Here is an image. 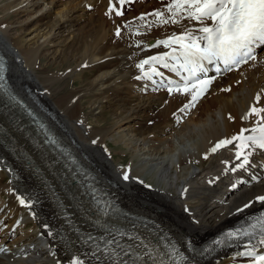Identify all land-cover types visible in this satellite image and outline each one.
Masks as SVG:
<instances>
[{"label": "bare ground", "instance_id": "bare-ground-1", "mask_svg": "<svg viewBox=\"0 0 264 264\" xmlns=\"http://www.w3.org/2000/svg\"><path fill=\"white\" fill-rule=\"evenodd\" d=\"M6 1L0 6V52L7 59L10 89L26 97L61 142L95 173L121 213L140 216L138 222H150V227L168 234L184 251L182 245L188 248V240L198 244L262 207L258 202L247 209L243 205L264 194V186L249 180L253 174L264 176V156L258 152L253 168L232 172L237 163L234 150L229 147L212 153L210 149L241 128L254 126V118L241 120V116L254 104L258 93L261 100L257 106L264 107V48L258 52L255 66L249 62L216 78L195 107L184 108L190 97L169 96L163 87L153 91L160 84L159 77L155 84L135 79L140 75L137 63L168 51L163 45L153 47L157 40L180 34L189 26L187 21L159 25L152 16L134 19L163 9L169 0H132L123 6L120 17L105 15L109 0H53L31 27H23L31 23H26L29 18L23 19L18 36L9 34L12 26L1 25L8 22L10 14L43 11L40 0L22 4L19 0ZM29 1L31 10L26 7ZM53 13V20H48ZM116 27H120L119 36ZM45 57L48 60L41 61ZM53 64L64 71L57 73ZM40 67L52 72L43 73L40 79L35 71ZM155 67L172 79L165 68ZM61 80L70 87L62 83L59 89L63 92L54 97L49 89ZM26 87H31L47 110L33 101ZM87 103L109 110L114 126L98 124L105 115L102 113L94 126L87 128L88 118L82 111ZM10 107L8 119L3 115L6 109L0 105V126L9 133L8 137L0 134V192L6 193L5 198L0 194V248L4 249L2 242L7 243L5 251H0V264H56L57 260L68 264L74 253L88 251L79 232H96L93 221L77 207L81 203L79 195L73 199L69 193L68 188L75 191L76 185H65L64 179H70V173L61 160L46 146L43 151L38 147L43 144L41 132L18 104L13 102ZM125 131L132 136L126 144L134 148L135 138L146 149L135 148L132 155L136 161L117 167L105 138L113 134L126 136ZM25 154L45 171L50 186L42 184ZM48 157L60 163L54 164ZM225 160L231 163H222ZM3 166L10 169L6 170L7 184L1 183ZM126 170L130 171L129 179L123 180ZM147 177L154 183L146 185ZM233 183L236 188H232ZM185 189L187 193L182 195ZM17 197L33 203L19 207ZM186 206L191 213L185 212ZM192 215L200 221L198 225L191 223ZM45 224L48 229L43 227ZM49 230L52 236L47 234ZM243 246L208 259L198 256L197 260L199 264H246L248 258L235 256ZM185 254L191 255L187 251Z\"/></svg>", "mask_w": 264, "mask_h": 264}, {"label": "snow or ice", "instance_id": "snow-or-ice-1", "mask_svg": "<svg viewBox=\"0 0 264 264\" xmlns=\"http://www.w3.org/2000/svg\"><path fill=\"white\" fill-rule=\"evenodd\" d=\"M129 2L130 0H109L105 15L122 16V8ZM145 16L154 17V22L159 25L188 22L189 26L180 34L173 33L152 45L153 47L163 45L168 51L149 56L137 63L136 67L140 70V75L135 77L137 80L152 81L153 84L156 83L155 78L159 77L160 84L153 91H159L163 87L166 88L169 96L180 94L190 97L184 108L195 107L196 102L209 91L216 80L215 76L208 74L209 65L215 66L217 73L231 72L249 62H253L255 66V62L258 61V50L264 48V0H169L163 9L141 14L134 19L143 20ZM127 24L130 25L131 22ZM120 34L121 30L117 27L116 35ZM155 65L168 69L178 79L165 78L164 73ZM146 66L150 67L146 70ZM6 70L5 57L0 55V93H2L0 105L6 109L3 115L11 119L10 104L14 102L24 105L22 100L8 88L4 76ZM229 90L222 89V91ZM261 92H264V89ZM260 100L261 96L258 93L254 104L241 116V120L254 118L253 127L241 128L237 134L220 139L210 149L212 153L229 147L234 150L237 163L230 169L232 172H236L237 169L253 168V161L258 152L264 156V107L257 106ZM28 114L33 115L30 111ZM229 119L232 117L230 116ZM40 127L44 128V125L41 124ZM0 134L4 137L9 135L7 129L2 126H0ZM44 134L43 145H38L42 151L44 146H55L68 157L72 165L77 166V170L72 171L68 163L63 165L70 173V179L66 176L64 183L76 185L75 191L71 187L68 188L69 193L73 199L79 195L81 203H78L77 207L93 221L94 229H99L95 234L93 231L84 234L82 239L88 246V251L74 253L68 259V264H199L197 256L202 253L197 252L194 247L187 248L182 245L185 247L182 251L175 243H163L164 237L156 238L150 222L129 219L128 213H121L110 201L98 195L94 185L89 184L88 191L82 192L81 189L89 180L90 173L79 168L75 157L62 148L60 141L50 132L45 130ZM92 143L96 144L97 140H93ZM25 158L29 166L36 170V175L42 184L50 186L45 171L32 161L31 156L25 154ZM48 159H52L54 164L60 163L58 159L52 157ZM222 163L227 164L231 161L225 160ZM77 173L82 179L77 178ZM51 175L53 178L56 176L54 172ZM122 179H129L127 171L123 173ZM249 180L264 186V176L253 174ZM236 187L237 185L233 183L232 188ZM186 193L187 189L182 195ZM17 199L20 204H27L29 207L33 203L31 199L27 201L20 197ZM257 202L264 206V194L256 195L254 199L245 203L243 208L247 209ZM184 210L191 213V209L187 206ZM237 211L240 212L242 209L237 208ZM191 223L198 225L200 221L192 215ZM43 227L48 229L49 225L45 224ZM47 234L53 235L50 230ZM222 235L227 239L248 238L243 250L237 251L235 256L248 258L246 264H264V211L258 216L250 217L247 227L229 230ZM216 243L222 241L217 240ZM0 251L5 249L0 248ZM186 251L191 255H186ZM56 264H62V261L57 260Z\"/></svg>", "mask_w": 264, "mask_h": 264}, {"label": "rangeland", "instance_id": "rangeland-1", "mask_svg": "<svg viewBox=\"0 0 264 264\" xmlns=\"http://www.w3.org/2000/svg\"><path fill=\"white\" fill-rule=\"evenodd\" d=\"M26 1L27 0H19L17 2L22 4V3L26 2ZM52 1L53 0H40L39 1L41 3V4L39 3V5L43 9V11L41 10V11H38V12H35V13H33L31 11H29V12L26 11V12H23L21 14L19 13L18 15L10 14V18H8V22L3 23L1 26L2 27H7V25L12 26L11 30H9V34L14 35V36H18L22 32L20 28L23 29V27H31L36 22L35 20L38 19V17H40V15L44 12V10H47L50 7L49 4ZM60 1L62 3L64 0H60ZM3 3L5 4V3H7V1L6 0H0V6L3 5ZM30 3H31V1L28 2L26 7L29 6ZM129 7L133 8V5H130ZM27 8H29L31 10L30 6L27 7ZM0 11H3V9L0 10ZM53 17H54V13L52 14V16H50L48 18V20H50V21L53 20ZM24 18H29V20H27L28 22H26V23H29V22H31V23L26 24L23 27H20V26L23 25V19ZM80 25H81V23H80ZM123 25H124V23H122V26ZM23 33H22V35H23ZM27 38L29 39L30 37L27 36ZM41 40H42V38H40L39 41H41ZM47 58L48 57H45L41 61L46 62V60H48ZM22 62H24V61H22ZM260 63H262V61H260ZM54 65L55 64H53V66ZM35 71H36V73H37V75L39 76L40 79H43V73H51L52 72V70L44 71L42 69V67L35 69ZM56 71H57V73H61L64 70H63V68L61 66H56ZM84 73H86V71H84ZM62 83L63 84L65 83V85H66L67 82L61 80V83L55 84L54 86L50 87L49 91L54 97H56V95H59L60 93L63 92V91L61 92L60 89H59ZM80 86H83V83H81ZM65 87L68 88L70 86L66 85ZM67 88L66 89L64 88L65 91L69 89V88L68 89ZM21 89L22 90L24 89V85L21 86ZM176 96L182 97L180 94H176L173 97H176ZM84 105L85 106L82 107V111L85 112V114L87 115L86 117L88 118L86 120L87 128H90L91 126H94V124L96 123V121H95L96 118L98 117V115H100L102 113H104L105 115H104V117L102 119V122L98 123V124L101 125V126H103V125H105V126H114L115 119L112 117V115L109 112V110H106V108H102L101 110L100 109H96L95 106L93 104H91V103H87V104H84ZM182 105H184V104H182ZM124 134H126V136H124V135L116 136L115 134H113V136H107V138H105V140H106L105 141V146H107V149H108L110 155H112L111 158L114 159V162L117 165V167L126 166L127 164H130L131 161H136V158L134 159V157L132 155V153H133L135 148H137L138 150L146 149V146L142 147L141 141L138 140V139H135V138H134V143H132L134 145V148H132V146L130 144H126L125 140L131 138L132 136H131V134L129 135V133L127 131H125ZM135 143H137V144H135ZM6 170H10V169L7 166H3V170L1 171V174H2L1 183H3V184L4 183L7 184V181L9 179L8 176H7L8 174L6 173ZM149 182L154 183L153 180H150L147 177L145 179V184L147 185ZM155 183H156V181H155ZM0 194H1L2 198L6 197L5 191L1 190ZM183 238H184V235H183ZM175 241L178 242L179 240L175 239ZM221 260L222 259L218 260V262H220Z\"/></svg>", "mask_w": 264, "mask_h": 264}]
</instances>
